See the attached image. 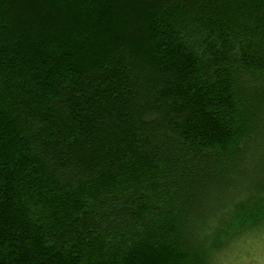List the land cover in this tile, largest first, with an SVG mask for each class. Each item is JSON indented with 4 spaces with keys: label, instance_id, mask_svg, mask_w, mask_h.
<instances>
[{
    "label": "trees",
    "instance_id": "1",
    "mask_svg": "<svg viewBox=\"0 0 264 264\" xmlns=\"http://www.w3.org/2000/svg\"><path fill=\"white\" fill-rule=\"evenodd\" d=\"M264 225V0H0V264H212Z\"/></svg>",
    "mask_w": 264,
    "mask_h": 264
},
{
    "label": "rangeland",
    "instance_id": "2",
    "mask_svg": "<svg viewBox=\"0 0 264 264\" xmlns=\"http://www.w3.org/2000/svg\"><path fill=\"white\" fill-rule=\"evenodd\" d=\"M212 264H264V225L237 238L214 256Z\"/></svg>",
    "mask_w": 264,
    "mask_h": 264
}]
</instances>
